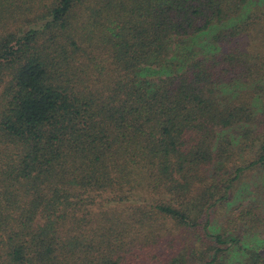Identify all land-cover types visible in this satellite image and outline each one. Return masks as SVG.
<instances>
[{
	"label": "trees",
	"instance_id": "trees-1",
	"mask_svg": "<svg viewBox=\"0 0 264 264\" xmlns=\"http://www.w3.org/2000/svg\"><path fill=\"white\" fill-rule=\"evenodd\" d=\"M7 71L0 264H264V0H0Z\"/></svg>",
	"mask_w": 264,
	"mask_h": 264
},
{
	"label": "rangeland",
	"instance_id": "rangeland-1",
	"mask_svg": "<svg viewBox=\"0 0 264 264\" xmlns=\"http://www.w3.org/2000/svg\"><path fill=\"white\" fill-rule=\"evenodd\" d=\"M10 74L11 72L7 71L4 75L3 81L0 83V127H1L3 114L6 112V108L11 98L12 91H13V89L10 88V85L12 82V76ZM0 138H1V131H0ZM0 148L3 149V147H0ZM4 151H6V149H4ZM4 151L0 150V162L3 163L1 164V167H0V169L2 170L0 174V192H3L4 194V190L7 189V193L1 196L2 199H5V197L7 198L9 197L8 191H13L12 187L9 188V183L7 186L4 183H2L3 178H4L3 172H6L11 167V165L13 163L16 164V161H17L16 157L12 159V157L9 156V153L8 155H6ZM9 172H11L10 169H9ZM254 173L255 172H250V174H254ZM12 175L15 176V172H12L10 174V176ZM11 181L14 182V180L12 179ZM261 253L264 256V249L261 250Z\"/></svg>",
	"mask_w": 264,
	"mask_h": 264
}]
</instances>
